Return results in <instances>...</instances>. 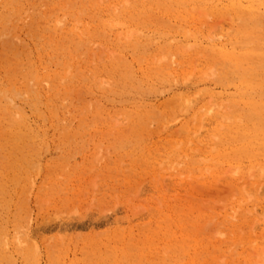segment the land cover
Returning <instances> with one entry per match:
<instances>
[{
    "label": "rangeland",
    "instance_id": "obj_1",
    "mask_svg": "<svg viewBox=\"0 0 264 264\" xmlns=\"http://www.w3.org/2000/svg\"><path fill=\"white\" fill-rule=\"evenodd\" d=\"M125 1L132 6L137 0ZM190 12L192 17L184 21L169 18L172 26L163 35L120 15L111 20L114 28L105 25L109 15L104 7L99 18L86 19L91 33L77 28L90 41L93 64L103 67L122 56L139 77L144 74L132 50L123 51L116 40L118 35L134 39L148 34L154 39L144 66L154 58L153 63H166V78L120 92L116 99L98 89L85 94L92 110H98L87 119L105 123L69 141L71 176L61 177L51 198L46 194V162L62 157L63 148L55 131L50 132L53 141L42 151L32 186L14 194L22 199L17 205L7 198L11 207L0 208V236L8 240L18 264H26L15 246L16 241L27 244L19 236L22 224L40 251L39 264H264V147L256 146L255 152L246 146L238 149L232 140V130L248 124L253 128V123L235 116L244 103L233 101L243 92L228 58L236 49L244 51L252 80L263 81L251 91L264 98V13L245 22L230 0L199 2ZM166 41L183 48L173 65L161 50ZM100 77L110 86L105 73ZM131 113L134 122L128 119ZM174 149L184 154L180 161L166 156ZM138 153L147 154L154 168L135 160ZM182 234L201 238L204 252L180 255L176 242Z\"/></svg>",
    "mask_w": 264,
    "mask_h": 264
},
{
    "label": "bare ground",
    "instance_id": "obj_2",
    "mask_svg": "<svg viewBox=\"0 0 264 264\" xmlns=\"http://www.w3.org/2000/svg\"><path fill=\"white\" fill-rule=\"evenodd\" d=\"M211 1L137 0L132 6H127L125 0H116L115 3L108 0L107 4L101 0H0V208L11 207L7 198L17 205L22 199H15L14 194H21V188L27 190L26 187L32 186V176L39 171L43 158L42 151L48 150L53 141L51 131H55L63 154L46 162L50 184L47 196L52 197L62 176H71L67 167L69 141L81 137L83 131L105 123L103 119H87L90 113L97 116L98 110H92L94 106L85 100L86 93L98 89L116 99L120 92L129 93L133 89L143 88L155 78H166V75L163 76L166 63H153L154 58L148 68L144 66V54L154 39L148 34L137 35L134 39L118 35L116 40L123 51L130 47L143 76L139 77L133 63L122 56L103 67L99 63L93 64V59L88 55L90 41L86 42L77 29L83 27L91 33L87 18H99L100 10L104 7L109 15L105 25L114 28L111 20L120 15L130 18L138 27L163 35L172 26L167 22L169 18L180 21L190 19L191 8H196L199 2L208 5ZM230 2L234 13L245 22L255 21L264 13V0ZM182 49L181 46L175 49L171 41L161 46V50L169 55L172 65L177 61L174 55L182 53ZM245 54L248 53L245 51ZM243 56L244 51L238 49L228 56L234 63V78L243 92L242 97L233 102L244 103L246 113L238 106L235 116L242 120L247 117L253 123V128H249L248 124L244 129L232 130V140L239 143L238 149L246 146L255 152L256 146L264 147V98L251 90L260 89L263 81L252 80ZM102 73L108 77L110 86L104 85L100 77ZM134 118L133 113L128 116L130 122H134ZM116 125H112L113 135ZM192 130L193 127H189V131ZM166 156L180 161L184 154L174 149ZM133 158L141 163L147 162L145 153L141 156L138 153ZM126 159L128 157L125 156L121 162L126 163ZM189 163L188 166H191L193 162L189 160ZM147 165L154 168L151 161ZM64 190L62 188L61 191ZM21 208L24 212L29 209L24 203ZM23 226L20 225L19 236L27 244L21 246L16 241V249L24 254L26 264H39L40 251L31 240V235L22 230ZM179 238L176 250L180 255L188 258L204 252L201 238L187 234ZM206 239L212 242L210 236ZM7 243L8 240L0 236V264H18ZM180 263L185 264L182 260L175 262Z\"/></svg>",
    "mask_w": 264,
    "mask_h": 264
}]
</instances>
